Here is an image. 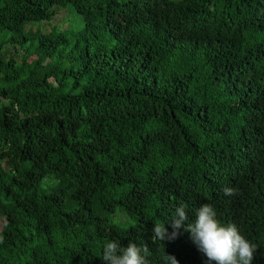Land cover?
<instances>
[{"label": "trees", "instance_id": "1", "mask_svg": "<svg viewBox=\"0 0 264 264\" xmlns=\"http://www.w3.org/2000/svg\"><path fill=\"white\" fill-rule=\"evenodd\" d=\"M62 11L71 39L37 27ZM206 203L264 264V0H0V264H104L112 240L206 264L183 227L151 239Z\"/></svg>", "mask_w": 264, "mask_h": 264}, {"label": "clouds", "instance_id": "2", "mask_svg": "<svg viewBox=\"0 0 264 264\" xmlns=\"http://www.w3.org/2000/svg\"><path fill=\"white\" fill-rule=\"evenodd\" d=\"M223 192L225 196H233L237 190L225 187ZM171 221V233L164 223L154 224L152 242L174 240L183 227L185 232L190 233L197 251L207 258L206 264H253L257 246L241 235L234 223L222 224L212 205H201L195 212V220L189 222L186 205L180 204L175 208ZM149 255L147 244L138 245L132 241L127 247H122L120 240H112L103 247L104 264H150ZM163 261L165 264H178L174 256L166 253Z\"/></svg>", "mask_w": 264, "mask_h": 264}, {"label": "rangeland", "instance_id": "3", "mask_svg": "<svg viewBox=\"0 0 264 264\" xmlns=\"http://www.w3.org/2000/svg\"><path fill=\"white\" fill-rule=\"evenodd\" d=\"M36 25L39 29L44 30L48 33L55 29L56 31L62 34H65V36L68 39H71L74 34H76L80 29L83 28L82 19L79 18L75 13L69 14L66 11L60 12L59 16L54 21H52L47 25H44V23H38ZM31 28L35 29L34 26H31ZM19 37L20 36L18 34L12 32L2 33L1 38L4 41H8V43L5 44L4 51L14 52L16 48H20L19 44H14V38L19 39ZM27 44L30 45L31 41H29ZM40 67L41 65L37 63L35 57L30 59V68L37 70ZM95 215L99 218L107 219L113 225H122V226L125 225L126 227L134 225V221H132L131 219L129 220L127 216L123 215L120 212H117V214L114 217H110L109 215L104 214L103 212L95 210Z\"/></svg>", "mask_w": 264, "mask_h": 264}]
</instances>
